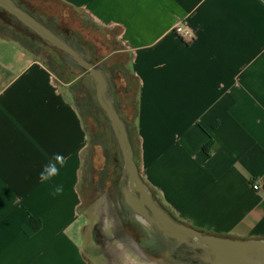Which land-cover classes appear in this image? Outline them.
I'll list each match as a JSON object with an SVG mask.
<instances>
[{"label": "crops", "instance_id": "1", "mask_svg": "<svg viewBox=\"0 0 264 264\" xmlns=\"http://www.w3.org/2000/svg\"><path fill=\"white\" fill-rule=\"evenodd\" d=\"M57 1L113 28L129 54L135 166L175 226L148 222L162 243L199 247L198 264H211L193 233L264 240V0ZM177 24L192 41L176 36ZM87 145L52 71L0 35V264L94 261L81 242ZM142 253L154 264H190L166 249Z\"/></svg>", "mask_w": 264, "mask_h": 264}, {"label": "rangeland", "instance_id": "2", "mask_svg": "<svg viewBox=\"0 0 264 264\" xmlns=\"http://www.w3.org/2000/svg\"><path fill=\"white\" fill-rule=\"evenodd\" d=\"M13 1L67 41L83 58L91 61L92 67L103 71L106 80L105 97L111 101L123 122L133 163L136 164L138 145L134 116L137 81L130 71L129 54L117 44L116 31L94 23L82 12L57 0ZM0 27L6 33H11L13 29L31 41L32 47L25 49L51 69L59 90L73 104L80 105L79 98L82 95L90 100L93 112L86 115L85 128L91 136L90 140L101 145L91 146L90 153L88 147L84 151L79 189L83 219H87L88 224L81 242L85 252L94 260L91 264H154L141 250L157 253L160 249H166L174 257L180 255L183 261L190 264L201 263L198 258L202 250L199 247L174 242L162 243V236L156 234V228H151L144 217L131 211L132 208L125 202L123 192L126 194L130 189L129 175L119 140L97 97L96 82L90 73L80 67L72 56L51 46L1 8ZM103 147L110 156L105 172H102L105 166ZM88 161L91 162L90 169ZM132 194L137 197L139 195L135 190ZM94 225L99 229L101 246H97L98 243L93 239Z\"/></svg>", "mask_w": 264, "mask_h": 264}, {"label": "water", "instance_id": "3", "mask_svg": "<svg viewBox=\"0 0 264 264\" xmlns=\"http://www.w3.org/2000/svg\"><path fill=\"white\" fill-rule=\"evenodd\" d=\"M0 8L13 15L26 28L51 46L72 56L80 67L90 73L96 82L97 97L105 109L119 140L125 168L129 175L130 189L126 191L125 202L132 208L131 211H134L137 215H142L147 222L156 223L159 221L162 224L163 231L167 229L171 232L175 226L172 224L170 217L155 207L147 189L140 181L137 168L133 163L123 122L119 119L111 101L105 97L106 80L103 71L92 67L91 61L83 58L67 41L41 24L27 11L16 5L13 0H0ZM133 190L139 193L138 197L132 194ZM193 234L201 244L204 243L207 247L209 246V252L212 253L213 251V258L209 260L211 264H264V240H229L224 244L214 237H205L196 232ZM228 245L232 247H228ZM141 252L144 251L141 250Z\"/></svg>", "mask_w": 264, "mask_h": 264}, {"label": "trees", "instance_id": "4", "mask_svg": "<svg viewBox=\"0 0 264 264\" xmlns=\"http://www.w3.org/2000/svg\"><path fill=\"white\" fill-rule=\"evenodd\" d=\"M11 30H12L11 33H6L5 30H4V28L0 27V34L4 35L5 37H7L9 39H12V40L17 41L24 48L25 47H27V48H31L32 47V45L30 43L31 41H29V39L27 37L20 35L19 33H17L13 29H11ZM65 98H67V97L65 96ZM67 99H69V98H67ZM79 101L81 102L80 105H77V104H73V105L76 107L77 111L79 112V115L81 116V119H82L83 124L85 126L84 119H85V117H86L87 114H89V115L92 114L93 108H92L91 103H90V100H89V98L87 96L82 95L79 98ZM129 129H130V127L128 128V125H127V130H129ZM90 138H91V136L88 133V145H87V147L89 148V153H90L91 146L97 145V144L101 145L99 142H94V141L90 140ZM103 154L105 156V166H104V169L102 170V172H105L106 171L105 169L107 168L108 163H109L108 160H109L110 156L106 153V148H104V147H103ZM88 159H90V154H89V158ZM90 163L91 162L88 161V168L89 169H90V166H91ZM31 221H34L35 224H34L33 228H34V230H36L40 226L39 219H35L33 217H30L26 221V223H30Z\"/></svg>", "mask_w": 264, "mask_h": 264}, {"label": "built area", "instance_id": "5", "mask_svg": "<svg viewBox=\"0 0 264 264\" xmlns=\"http://www.w3.org/2000/svg\"><path fill=\"white\" fill-rule=\"evenodd\" d=\"M173 32L184 43H189L194 38L193 33L185 29L182 24L175 25ZM252 187L253 189L257 190L259 185L257 183H253Z\"/></svg>", "mask_w": 264, "mask_h": 264}, {"label": "flooded vegetation", "instance_id": "6", "mask_svg": "<svg viewBox=\"0 0 264 264\" xmlns=\"http://www.w3.org/2000/svg\"><path fill=\"white\" fill-rule=\"evenodd\" d=\"M123 195H125L124 192H123ZM92 234H93L94 241L96 243H98L97 246H101L102 240H100L101 239V235L99 233V229H97V225L92 226ZM118 234H120V233H118Z\"/></svg>", "mask_w": 264, "mask_h": 264}, {"label": "bare ground", "instance_id": "7", "mask_svg": "<svg viewBox=\"0 0 264 264\" xmlns=\"http://www.w3.org/2000/svg\"><path fill=\"white\" fill-rule=\"evenodd\" d=\"M232 247V246H231Z\"/></svg>", "mask_w": 264, "mask_h": 264}]
</instances>
